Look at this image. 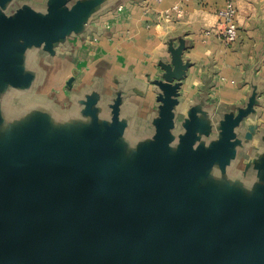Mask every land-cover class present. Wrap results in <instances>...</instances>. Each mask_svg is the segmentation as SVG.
Wrapping results in <instances>:
<instances>
[{"label": "water", "instance_id": "95a60500", "mask_svg": "<svg viewBox=\"0 0 264 264\" xmlns=\"http://www.w3.org/2000/svg\"><path fill=\"white\" fill-rule=\"evenodd\" d=\"M100 2L50 0L42 15L18 11L0 16V73L5 81L13 86L31 82L33 75L16 68V55L41 44L68 47V38L86 30L87 16ZM170 51L171 62L162 64L157 83L161 92L151 140L138 147L125 145L116 105L110 122L101 127L89 100L84 111L91 115L89 127L78 128L82 120L72 117L76 121L68 127L76 128L67 127L62 136L56 124L48 145L19 140L18 150L0 160V264L262 263L264 202L245 212L237 201L224 206L211 229L203 211L187 203L185 189L215 163L222 166L230 159L262 160L264 177L262 128L251 123L250 130H243L241 123L249 111L255 116L253 103L239 107L236 115L226 114L216 138L197 136L193 114L175 136L172 110L178 86L172 82L182 77L186 65L178 48ZM73 76L65 80V88ZM255 138L259 145L251 148L250 159L235 158V148L242 144L243 154ZM118 154L130 166L122 176L112 173Z\"/></svg>", "mask_w": 264, "mask_h": 264}, {"label": "crops", "instance_id": "0c3cea01", "mask_svg": "<svg viewBox=\"0 0 264 264\" xmlns=\"http://www.w3.org/2000/svg\"><path fill=\"white\" fill-rule=\"evenodd\" d=\"M224 1L101 0L95 12L85 15L88 23L82 28L86 30L68 38L71 51L67 60L80 59L82 66L72 67L71 86L65 88L64 81L58 88L61 93L51 91L54 112L58 114L59 100L66 101L71 107L68 114L82 120L77 121L78 128L89 127L91 115L84 111L86 102L92 100L102 127L110 122L116 105L124 130L122 142L138 146L151 140L158 116L161 90L157 83L162 80V64L170 63V49L178 48L186 69L172 82L178 86L172 110L175 136L183 132L189 114H193L197 136L216 138L224 116L236 115L249 101L255 116H249V111L241 121L242 128L250 130L251 123H257L263 131L264 0H234L237 38L229 45L216 34H204L218 24L216 12ZM176 2L182 11L165 16ZM118 5H122L119 10ZM257 145L256 138L247 144L243 160L250 159L251 148Z\"/></svg>", "mask_w": 264, "mask_h": 264}, {"label": "rangeland", "instance_id": "374dc122", "mask_svg": "<svg viewBox=\"0 0 264 264\" xmlns=\"http://www.w3.org/2000/svg\"><path fill=\"white\" fill-rule=\"evenodd\" d=\"M49 3L50 0H5L0 5V16H14L18 11L42 15L46 13ZM70 51L71 47L68 48L67 45L52 43L28 47L18 53L16 68L35 77L28 84L13 86L0 73V160L8 157L11 150H18L19 140L31 139L35 146L48 145L52 141L51 130L58 127L61 134L66 132L69 122L76 121L67 113L66 101L64 105L59 100V111L56 115L50 99L53 91L59 90L61 93L62 89L58 88L67 79V75L72 73V67L80 69L82 66L80 59L77 62L72 58L67 60V53ZM59 98L61 99L60 96ZM260 134L262 155V131ZM59 139L64 141L66 137L59 136ZM239 139L243 140L242 135ZM241 145L235 148V158L242 156ZM118 155L113 157L112 173L122 176L130 166L124 161L123 154ZM227 161L222 166L215 163L212 170L209 169L203 176L185 186L187 203L198 206L203 211L211 229L218 225L224 206L237 201L245 212L250 207L262 206L264 202L262 160L251 163L235 162L231 159ZM242 174L245 176H241ZM260 264H264V258Z\"/></svg>", "mask_w": 264, "mask_h": 264}, {"label": "built area", "instance_id": "2783aa9c", "mask_svg": "<svg viewBox=\"0 0 264 264\" xmlns=\"http://www.w3.org/2000/svg\"><path fill=\"white\" fill-rule=\"evenodd\" d=\"M171 11L177 14L182 11L178 2L173 4L171 9L165 11V16H168ZM216 16L218 18V24L205 30L204 34H216L226 45L233 43L237 38V8L234 0H225L224 5L217 10Z\"/></svg>", "mask_w": 264, "mask_h": 264}]
</instances>
